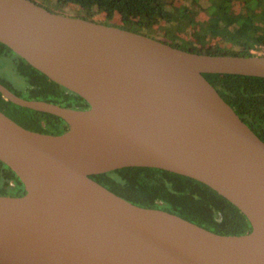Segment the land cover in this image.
Masks as SVG:
<instances>
[{
  "label": "water",
  "instance_id": "95a60500",
  "mask_svg": "<svg viewBox=\"0 0 264 264\" xmlns=\"http://www.w3.org/2000/svg\"><path fill=\"white\" fill-rule=\"evenodd\" d=\"M0 42L88 108L23 98L61 134L0 110V160L26 192L0 195V264H264V140L204 73L264 77V55H210L115 25L0 0ZM130 166L197 179L249 219L219 234L119 196L91 177Z\"/></svg>",
  "mask_w": 264,
  "mask_h": 264
},
{
  "label": "trees",
  "instance_id": "16d2710c",
  "mask_svg": "<svg viewBox=\"0 0 264 264\" xmlns=\"http://www.w3.org/2000/svg\"><path fill=\"white\" fill-rule=\"evenodd\" d=\"M37 1V0H35ZM71 5L78 17L149 35L184 50L210 55H257L264 46V17L240 13L235 19L220 10L211 21L189 17V7L168 8L166 0H58ZM40 4V3H39ZM47 8V7H46ZM228 8V6H227ZM180 9L177 15L176 10ZM217 9V8H216ZM188 21L186 27L183 21ZM177 22V23H176ZM199 22L197 41L184 42L181 34ZM237 24L233 27L232 24ZM192 27V28H190ZM162 31L164 37L152 31ZM15 54L14 69L23 82L0 72V82L26 99L45 100L62 106L85 109L87 101L17 55L0 42V59ZM220 95L264 140V77L227 73H204ZM0 110L27 129L61 134L66 121L55 114L13 103L0 92ZM119 196L140 206L160 208L219 234H245L252 230L247 216L209 185L189 176L155 167L130 166L91 175ZM26 192L17 174L0 160V195L20 196Z\"/></svg>",
  "mask_w": 264,
  "mask_h": 264
},
{
  "label": "rangeland",
  "instance_id": "374dc122",
  "mask_svg": "<svg viewBox=\"0 0 264 264\" xmlns=\"http://www.w3.org/2000/svg\"><path fill=\"white\" fill-rule=\"evenodd\" d=\"M38 3L47 7L48 9L67 15L76 16L77 12L72 11L71 5L60 3L58 0H37ZM168 8L173 9L174 6L179 8L189 7V17H194L198 14L200 21H211L214 18V14L219 12L220 6H225L220 10L223 15L225 12L229 17L235 19L240 13L244 16L256 15L255 19L259 20L264 17V0H166ZM228 6V8H227ZM217 8V9H216ZM180 9H177L175 13L179 15ZM177 23V22H176ZM188 21H183L182 26L186 27ZM201 24L197 22L194 29L187 33L181 34V38L184 42H189L190 39L197 41L198 33L200 32ZM233 27L237 24L233 23ZM192 28V27H190ZM154 35L164 37L162 31H152ZM257 54L264 55V46L254 51ZM15 54L10 53L7 58L0 59V72L6 74L14 81L23 82V78L17 74L14 69L13 59Z\"/></svg>",
  "mask_w": 264,
  "mask_h": 264
},
{
  "label": "built area",
  "instance_id": "2783aa9c",
  "mask_svg": "<svg viewBox=\"0 0 264 264\" xmlns=\"http://www.w3.org/2000/svg\"><path fill=\"white\" fill-rule=\"evenodd\" d=\"M254 51H255V50H254ZM254 51H253V52H254Z\"/></svg>",
  "mask_w": 264,
  "mask_h": 264
}]
</instances>
